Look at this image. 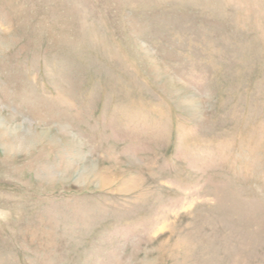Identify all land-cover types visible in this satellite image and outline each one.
<instances>
[{
    "label": "rangeland",
    "instance_id": "374dc122",
    "mask_svg": "<svg viewBox=\"0 0 264 264\" xmlns=\"http://www.w3.org/2000/svg\"><path fill=\"white\" fill-rule=\"evenodd\" d=\"M0 264H264V0H0Z\"/></svg>",
    "mask_w": 264,
    "mask_h": 264
},
{
    "label": "bare ground",
    "instance_id": "6f19581e",
    "mask_svg": "<svg viewBox=\"0 0 264 264\" xmlns=\"http://www.w3.org/2000/svg\"><path fill=\"white\" fill-rule=\"evenodd\" d=\"M193 103V102H192Z\"/></svg>",
    "mask_w": 264,
    "mask_h": 264
}]
</instances>
